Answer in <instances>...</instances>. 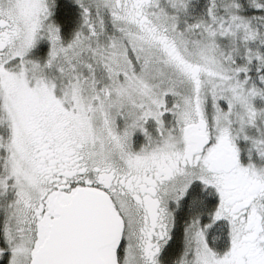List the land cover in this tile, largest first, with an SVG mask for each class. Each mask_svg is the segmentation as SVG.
<instances>
[{"label": "snow or ice", "instance_id": "snow-or-ice-1", "mask_svg": "<svg viewBox=\"0 0 264 264\" xmlns=\"http://www.w3.org/2000/svg\"><path fill=\"white\" fill-rule=\"evenodd\" d=\"M0 264H264V0H0Z\"/></svg>", "mask_w": 264, "mask_h": 264}]
</instances>
